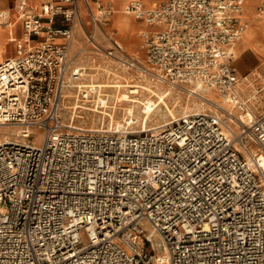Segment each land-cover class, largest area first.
<instances>
[{"label":"built area","instance_id":"built-area-1","mask_svg":"<svg viewBox=\"0 0 264 264\" xmlns=\"http://www.w3.org/2000/svg\"><path fill=\"white\" fill-rule=\"evenodd\" d=\"M245 2L130 0L147 24L144 56L119 39L104 0L14 2L24 34L0 60V124L19 129L0 141V264H264V114L239 130L216 101L143 130L65 118L98 110L85 105L97 90L87 79L191 85L242 106Z\"/></svg>","mask_w":264,"mask_h":264},{"label":"rangeland","instance_id":"rangeland-1","mask_svg":"<svg viewBox=\"0 0 264 264\" xmlns=\"http://www.w3.org/2000/svg\"><path fill=\"white\" fill-rule=\"evenodd\" d=\"M259 3L260 0H256V2L251 5V7H248L246 5L247 8L245 9V13L249 22L248 28L253 24L251 16L255 14H258V17L254 19V22L257 24H262L263 22L264 24V17H262V14V16L260 15L258 9ZM114 4L116 8L114 14L115 20L116 14L118 13L117 10L118 7H120V4L117 1H114ZM128 18H133V16H128ZM136 29L137 27L134 29V33H136L137 31ZM129 35L131 34H128V36ZM131 36L132 38H138L137 35ZM241 41L238 43V52L234 63L237 66L240 76H244V74H249V80L241 79L240 83V102L242 106H240L239 104H233V106L231 105L230 107H228L223 104V101H221L222 105L225 106L224 108L232 113L225 114V116H223V119L227 123H232L233 126H231L235 130L240 129V126L242 125V122H240L241 119H244L245 122H249L247 120V115L249 114V112H251L253 116L264 114V51L258 52L254 48V50L252 48H247L246 50L241 52L245 47H247V45H245ZM253 43H264V37H256ZM10 45L13 46V43H11ZM137 47H139V45ZM247 60L254 61L252 67H245L244 63ZM150 80L142 82V80L139 79H87V81L85 82H91L95 84V88L97 90L93 93L94 99L85 105L92 107L98 106L99 110L95 111L81 107H78L77 109H68L65 113V118L69 119L73 115L74 124L82 126L109 127L113 125L115 127L116 125H123L126 127L130 125L129 127H131L133 130H143L154 128L157 126H164L166 122H169L173 118H176L183 113L201 110L211 111V109H214L211 103L213 99H210L207 96V93L212 90H203L202 88H198L196 92L191 93L189 88H195L190 87L191 85H188V87L184 88H174L164 84L162 86L163 91H161L156 86H154L153 84L155 83ZM130 83H142L144 86H147V88H142L140 89V92L134 94L129 91L131 88ZM153 92L157 94L154 95L155 93ZM125 94L129 98H140L144 101H146L149 96H153L151 98V102H153L155 105H159L149 114H147L148 110L143 109L141 103H139V106L137 104L134 106L133 101L130 102V100L128 99H123L122 97L125 96ZM158 94L166 95L165 98L168 102L169 107H166L164 102L159 101ZM211 95L214 96V93H212ZM72 102L73 99H71V103ZM98 102L99 104L97 105ZM131 112L132 114H130ZM230 117L233 118L234 122L231 121ZM18 129V126L0 124V141H2L6 136L9 135L13 139L17 138L15 135H13V133ZM32 132L33 142L38 145L42 144L44 139V132L42 131V129L34 127L32 129ZM19 139L26 140L24 138ZM252 150H257L254 143H252Z\"/></svg>","mask_w":264,"mask_h":264},{"label":"crops","instance_id":"crops-1","mask_svg":"<svg viewBox=\"0 0 264 264\" xmlns=\"http://www.w3.org/2000/svg\"><path fill=\"white\" fill-rule=\"evenodd\" d=\"M15 1L16 0H0V14H3V16L0 17V20H1L0 25H3V26H0V46H1V48H0V60L6 58L8 56L14 55L16 53L17 39L23 37V34H24L22 20L17 16V13L13 9V4ZM29 1H30V3L35 5L40 0H29ZM104 1L113 6L114 12L112 15V26L118 30L119 39L122 41V43L125 45V47L130 52H132L136 55H139V56H144L143 42H142V38L138 34V31L142 28H146L147 24L143 20L136 18L131 12L126 13L121 9L123 5L125 7V5L128 3L129 0H104ZM114 1H117L120 4V7H118V11H117L118 13L116 14L115 20H114V14H115L116 8H115ZM156 1L157 0H145V3L153 4ZM247 1L248 0H246V2H245V9L247 8L246 7ZM257 1H259V0H257ZM261 1L262 0H260V3H261ZM260 3H259V5H260ZM120 15H124V16L126 15L127 17L133 16V18H130V22L135 21L136 23H138L137 25L133 24L131 30L128 31L127 34L122 31V29L118 26V24L116 22V19ZM245 15H246V13H245ZM115 22H116V24H115ZM136 27H137V29H136L137 31H136V33H134V29ZM128 34L135 35V36L137 35L138 38L137 39L132 38V36L131 35L128 36ZM84 39H85L84 30L82 27H78L76 30V33H75V39H74L73 46H72L73 50H75L84 41ZM239 42H237L235 45L236 57H237V52H238L237 49H238V43ZM11 43H13V46L10 45ZM138 45L141 49L139 47H137ZM247 48H252V47L250 45H247V47H245L241 52H243ZM236 57H235V59H236ZM234 62H235V60H234ZM253 64H254L253 60H247L244 63L245 67H252ZM244 75H249V74H244Z\"/></svg>","mask_w":264,"mask_h":264},{"label":"bare ground","instance_id":"bare-ground-1","mask_svg":"<svg viewBox=\"0 0 264 264\" xmlns=\"http://www.w3.org/2000/svg\"><path fill=\"white\" fill-rule=\"evenodd\" d=\"M130 1V0H129ZM129 1H128V3H129ZM256 2V0H248L247 1V6L248 7H251V5L252 4H254ZM127 3V4H128ZM125 4V3H124ZM127 4L125 5V7H124V5L122 6V10L124 11V12H126V13H129L130 11L127 9ZM118 11V10H117ZM244 11H245V5H244ZM122 14V13H121ZM125 14V13H124ZM261 15V14H260ZM262 16V15H261ZM258 17V14H255V15H252L251 16V18H252V20H253V24L248 28V30L246 29V31H245V33L243 34V36L241 37V39H242V41L241 42H243L245 45H250L252 48H254L255 50H257L258 52H263L264 51V43H258V44H254L253 43V41H254V39H256V37H258V36H263L264 37V24H263V22H262V24H257V23H255L254 22V19H256ZM262 17H264V16H262ZM116 22H117V24H118V26L122 29V31L124 32V33H128V31H130L131 30V28H132V26H133V24H135V25H137L138 23H136L135 21H133V22H130V18H128L126 15L124 16V15H120V16H118V18L116 19ZM248 25H249V22H248ZM0 26H3V25H0ZM240 39V40H241ZM239 40V41H240ZM238 41V42H239ZM0 48H1V46H0ZM128 84V83H127ZM131 84V83H130ZM150 84V83H149ZM148 84V85H149ZM113 85V84H112ZM120 85V84H119ZM146 85V84H145ZM116 89V88H115ZM131 89V88H130ZM135 91V90H134ZM150 91V90H149ZM148 91V92H149ZM153 91V90H152ZM166 91V90H165ZM168 92V91H167ZM142 93V92H141ZM153 93H155V92H153ZM161 93V92H160ZM212 93H214V96H212L211 94ZM157 93H155L154 95H156ZM124 95V94H123ZM159 95V101L160 102H164L165 103V105H166V107H169V105H168V102H167V100H166V95L165 94H158ZM112 96V95H111ZM207 96L210 98V99H213V101H216V102H218L219 104H221L222 105V103H221V101H223V104L224 105H226V106H228V107H230L231 105L233 106V103L232 102H230V101H228V100H226L225 98H223V97H220L219 95H217L214 91H210V92H208L207 93ZM116 97V96H115ZM133 97V96H132ZM141 97V96H140ZM153 96H149L148 97V99L146 100V101H144V100H141L140 98H129V97H127V95L125 94V96H123L122 98L123 99H128V100H130V102L131 101H133L134 103V106L137 104L138 106H139V103H141L142 105V108L143 109H147L148 110V112H147V114H149L151 111H153L159 104H157V105H155L153 102H151V98H152ZM215 98V99H214ZM116 100V99H115ZM120 100V99H119ZM122 100V99H121ZM127 101V100H126ZM135 102H137V103H135ZM128 104V103H127ZM130 106V105H129ZM223 106V105H222ZM82 107H85V106H82ZM98 107V106H97ZM223 107H225V106H223ZM85 108H87V107H85ZM96 108V107H95ZM127 108V107H126ZM75 109V108H74ZM89 109V108H88ZM96 109H98L99 110V108H96ZM240 109V108H239ZM128 110H130V109H128ZM138 110V109H137ZM168 110V109H167ZM96 111V110H95ZM127 111V110H126ZM164 111V110H163ZM130 114H132V112L130 113ZM135 115V114H134ZM133 116V115H132ZM248 117H253V114L251 113V112H249V114L247 115ZM243 117H244V115H243ZM247 117V118H248ZM6 137H8V136H6ZM262 161L264 162V157H262Z\"/></svg>","mask_w":264,"mask_h":264}]
</instances>
